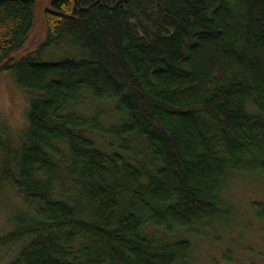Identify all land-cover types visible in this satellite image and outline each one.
<instances>
[{
	"label": "trees",
	"instance_id": "1",
	"mask_svg": "<svg viewBox=\"0 0 264 264\" xmlns=\"http://www.w3.org/2000/svg\"><path fill=\"white\" fill-rule=\"evenodd\" d=\"M33 9L0 0V74L30 93L20 145L0 131L20 202L0 248L10 264H185L172 234L227 218L233 175L264 177V0H53L27 51ZM62 42L76 54L42 59ZM103 101L112 123L86 110Z\"/></svg>",
	"mask_w": 264,
	"mask_h": 264
},
{
	"label": "rangeland",
	"instance_id": "2",
	"mask_svg": "<svg viewBox=\"0 0 264 264\" xmlns=\"http://www.w3.org/2000/svg\"><path fill=\"white\" fill-rule=\"evenodd\" d=\"M32 1L33 24L25 43L27 51L43 40L44 12L50 8L53 0ZM75 54L74 48L62 42L57 47L46 49L42 59L55 61L61 56ZM29 98L30 93L16 87L10 74H0V131H5L10 149L20 145ZM94 106L86 109L89 114L102 111V121L107 124L113 122L110 103L103 101ZM220 198L230 210L227 218L199 226L197 232L175 231L172 234V237H186L191 243L190 253L184 263L264 264V177L250 173L235 174L221 192ZM254 204L257 206L254 207ZM18 208L20 202L17 194L10 185L0 181V236L10 230L9 218ZM13 256L11 249L0 248V264H10Z\"/></svg>",
	"mask_w": 264,
	"mask_h": 264
}]
</instances>
